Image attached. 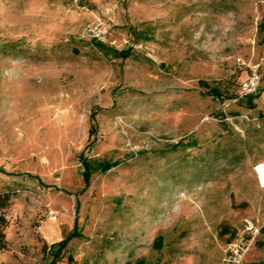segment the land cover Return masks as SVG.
Wrapping results in <instances>:
<instances>
[{
	"label": "rangeland",
	"instance_id": "rangeland-1",
	"mask_svg": "<svg viewBox=\"0 0 264 264\" xmlns=\"http://www.w3.org/2000/svg\"><path fill=\"white\" fill-rule=\"evenodd\" d=\"M258 163L264 0H0V264H222Z\"/></svg>",
	"mask_w": 264,
	"mask_h": 264
},
{
	"label": "built area",
	"instance_id": "built-area-1",
	"mask_svg": "<svg viewBox=\"0 0 264 264\" xmlns=\"http://www.w3.org/2000/svg\"><path fill=\"white\" fill-rule=\"evenodd\" d=\"M88 32L92 38L104 41L106 40L108 29L98 23L90 27ZM260 80L259 66L255 65L252 67L250 77L241 86L239 98L254 94L260 86ZM254 174L258 186L264 189V163H258L254 167ZM261 228L252 220H245L236 239L228 244L222 264H244L247 254L257 243Z\"/></svg>",
	"mask_w": 264,
	"mask_h": 264
},
{
	"label": "trees",
	"instance_id": "trees-1",
	"mask_svg": "<svg viewBox=\"0 0 264 264\" xmlns=\"http://www.w3.org/2000/svg\"><path fill=\"white\" fill-rule=\"evenodd\" d=\"M126 54L127 53H125L124 51H121L119 53V55H121V56H126ZM81 158H82V164H83V166H85V175H84L85 181L88 182L89 178H90V174H91L90 169H89V164H88L86 158H84L83 156H81ZM110 168H111V165L106 164L103 167V170L107 171ZM27 176L31 179L37 180V182L45 188L54 187L53 185L46 184L39 177H34L30 174H28ZM12 197H13V194H11V193H1L0 194V253L9 250V242L7 239V232L6 231L10 225V221L7 217V211L9 210V208L12 205ZM261 233L264 235V226L261 228ZM162 243H163V238L162 237L157 238V240L155 242V247H157L159 250H161L162 249ZM138 264H167V263H163L161 261H158L157 263L142 261Z\"/></svg>",
	"mask_w": 264,
	"mask_h": 264
}]
</instances>
